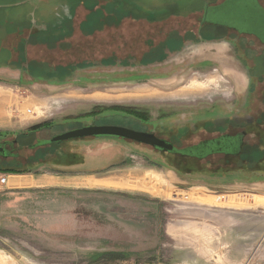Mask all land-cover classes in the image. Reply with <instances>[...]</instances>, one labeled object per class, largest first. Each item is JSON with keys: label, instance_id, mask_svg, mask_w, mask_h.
Returning <instances> with one entry per match:
<instances>
[{"label": "rangeland", "instance_id": "obj_1", "mask_svg": "<svg viewBox=\"0 0 264 264\" xmlns=\"http://www.w3.org/2000/svg\"><path fill=\"white\" fill-rule=\"evenodd\" d=\"M16 1L38 30L58 29L73 13L79 19L92 7L79 5L85 0ZM140 1L128 5L131 12L172 13L163 28L193 29L178 37L184 47L165 53L159 47L154 54L124 51L122 44L135 42V34L121 25L112 35L98 27L89 36H70L61 49L57 40L48 48L32 47L33 58L52 66L80 55L85 63L68 72L49 70L53 82L64 70L58 90L48 91L55 101L35 106L34 116L26 112L29 106L20 107L16 117L29 121L0 127V142L30 138L8 148L15 158H0V177L7 178L0 184V264H264V198L256 207L243 198L259 193L245 176L251 172L255 181L264 180V160L249 168L204 166L107 138L40 146L91 122L159 128L174 132L176 142L182 137L193 142L200 134L192 131L206 120L231 122L239 113L256 112L255 98L264 90V79L259 81L264 57L257 56L264 53V0H227L224 5L239 6L235 13L207 20L253 34L262 44L225 30L211 33L213 38L195 37L205 3L222 0ZM15 14L11 9L0 18L19 19ZM138 44L147 48L146 41ZM105 49L111 51H100ZM3 71L0 90L11 107V101L29 95L26 72L21 68L22 81L14 84L18 81H9V71ZM206 196L221 197L208 203Z\"/></svg>", "mask_w": 264, "mask_h": 264}, {"label": "flooded vegetation", "instance_id": "obj_2", "mask_svg": "<svg viewBox=\"0 0 264 264\" xmlns=\"http://www.w3.org/2000/svg\"><path fill=\"white\" fill-rule=\"evenodd\" d=\"M82 1V0H81ZM137 1L141 3L140 0H85L83 3H86L87 5L92 4V7L90 10H88L91 14L95 15V21L98 24H111L108 26L110 28L107 32V34L112 35L113 31H116L117 28H127L129 31H131V34H135V42L125 41V44H122L124 48V51L127 52H134L135 48H140V53L143 52H151V54H154L155 51L158 50L161 53H165L167 51L175 50L177 47H184V43L180 44V41H178V37L180 39L184 37L189 32H192L193 29L191 28H184L182 33L178 32L176 28H163V26H166L169 24V21L172 17L175 16V14L172 13H153V12H141V11H135L131 12V8H129L128 5L130 4H138ZM227 0H222L218 3H205V6L203 7V11L199 20V27L197 28V34H195V37L199 40V38L204 36L206 32L210 33H217L219 30H225V31H232L235 32L238 36H253L258 41L259 39L254 36L253 34H247V33H240L236 29L229 28L222 24L212 23L208 22V17H213V14H205L204 9L207 6V9L209 10L210 7H216L219 5H222L226 3ZM129 2V3H128ZM182 14H180L181 16ZM133 18L135 20L129 21V18ZM128 22H130V26L127 25ZM133 23V24H132ZM214 25H221L222 28H216L213 27ZM135 27H137L135 29ZM138 27H140L138 29ZM156 27V28H155ZM105 28V27H104ZM107 28V27H106ZM155 28V29H154ZM133 30H137L136 33L132 32ZM123 35V34H122ZM146 41L147 48L144 49L145 44H138V42ZM178 41V42H177ZM194 42L192 39L189 42ZM171 42H177L176 44H173L171 46ZM260 42V41H259ZM165 43V44H164ZM261 43V42H260ZM160 44H162L160 46ZM262 44V43H261ZM168 45V46H167ZM264 47V45L262 44ZM168 49V50H166ZM144 54V53H143ZM257 56L264 57V53L258 54ZM259 57V58H260ZM127 58V57H125ZM144 56L141 57L143 59ZM258 58V59H259ZM264 59V58H263ZM129 61V57H128ZM145 66V65H144ZM264 77V75H263ZM264 78H259V81H263ZM256 96V94H255ZM258 100L259 104H257V108L255 105L256 112H242L239 113V115L234 116L231 119V122H225L226 120H222L219 122L218 120L211 119L210 123L208 120L205 121V123L201 126L200 129L193 130L192 132H195L194 135L198 136V139L196 141H190L184 143V140L180 138L181 140L179 142H176L173 139L174 132H172V136L167 134L166 131H163L159 128H134L129 126L128 124H118V123H103L104 125H117L122 126L126 128H130L136 131L141 132H147L152 133L157 139L165 141L167 144H170L172 146L171 150H164L160 149L158 147L150 146L148 144L139 143L136 141H132L129 139L124 138H118V137H90L95 139H117L121 140L123 142H129L135 145L139 146H145L153 151L157 152L158 154H169L170 156H177L180 158H184L191 161H196L202 165L206 166H223V167H235L239 165H247V164H253L256 160L254 157V154L257 150V148H263V142H264V90L261 91L259 94V98H255ZM195 121H192L189 123V127L193 128L195 127ZM103 125V124H96V123H87V124H81L79 126H75L71 129L86 126V125ZM70 130V129H69ZM192 130V129H191ZM177 137V136H176ZM175 137V138H176ZM188 139V138H187ZM13 141V140H11ZM10 141H2L0 143H3V148L5 150V154L9 153L8 156H1L2 159H8V158H15L13 156V152H11L12 147L16 144H10ZM34 146V145H33ZM29 146V148H31ZM9 148V149H8ZM254 159V160H253ZM236 168V167H235Z\"/></svg>", "mask_w": 264, "mask_h": 264}, {"label": "crops", "instance_id": "obj_3", "mask_svg": "<svg viewBox=\"0 0 264 264\" xmlns=\"http://www.w3.org/2000/svg\"><path fill=\"white\" fill-rule=\"evenodd\" d=\"M13 1V3H11ZM11 2H6L8 4L2 3L0 0V13L1 12H8L11 9H14L16 11V17H17V10L21 9L18 6L21 5V1H16L12 0ZM3 5V6H2ZM81 5V4H79ZM91 5V4H90ZM90 10V9H88ZM65 15V14H64ZM76 14H72V19L67 20L66 19V24L63 26L61 24L60 28L56 29L55 32H53L52 29H45L41 28L40 31L41 37L36 36V32L32 26L30 29H24V30H19L15 29L14 26L17 22L16 18L7 21L6 19H1L0 18V70L9 71V76L8 80H16L18 82H14V84H20L22 75L20 72L21 68H25L26 76L24 77V85H27L29 88V95L25 97L23 101H18L14 102L11 101V107L8 106L10 99L4 97L2 95L3 92L0 90V127L7 128V127H16L17 124L23 125L26 121H29L24 118H19L16 117L19 114V108L23 106H29L27 109H31L33 114H30V116H34L37 114V112L34 110L35 106H44V104H48L49 100L53 101L56 95H49L48 91L51 89H54L55 91L58 90L59 85V80L62 78L64 74V70L68 72L67 70L69 69H74L80 67L81 63H85L81 61V55L79 58L76 60L73 59L72 61L63 62L62 64L58 65H49L47 63V60H40L38 61L37 58L32 57V52H33V46H40V45H46L48 48V45H50V42L53 41L54 39H51V37H56L57 43H59V48H63L65 43H67V38L70 36H77V35H92V32L96 31V28L98 27H105L106 34L110 28H108L109 25L111 24H98L95 21V15L93 13L91 14L89 11L86 12V14H83L79 19L75 17ZM77 20L78 22L75 23L74 21ZM135 20L133 18H129V21ZM65 21V19H64ZM83 21V23H82ZM13 23L11 27H7L8 23ZM130 22H128L127 25H131ZM133 24V23H132ZM107 27V28H106ZM38 30V29H37ZM110 35V34H109ZM16 41V42H15ZM64 41V42H62ZM66 41V42H65ZM57 45V44H56ZM11 47V48H10ZM106 53H109L111 49L108 50H100ZM30 56L28 58L27 56ZM82 50H77L73 49V54L75 53H81ZM136 52H139L137 50ZM103 60V61H102ZM109 59H100L102 63H106ZM87 63V62H86ZM58 68L64 69L62 72H60V76H56L57 78L54 80H49L52 79L51 77L48 76L49 70H56ZM40 69V73L35 70ZM42 70V71H41ZM80 70V69H79ZM77 73V72H76ZM74 74L77 75V74ZM68 77V76H67ZM10 81V80H9ZM6 82H3V84ZM11 83V82H9ZM0 84L1 78H0ZM53 92V91H52ZM55 101V100H54ZM26 109V112H27ZM29 115V114H28ZM29 116V117H30ZM15 118H19V120H16ZM25 125V124H24ZM255 174H247L245 177L249 181L248 184L254 183L256 184L259 189L258 194H250L249 196H243L244 200L248 201V204L250 207H256L257 204L260 201H263L264 198V180H257L256 177H254ZM255 178V179H254ZM245 180V179H244ZM50 184H53L54 182L49 180ZM92 181V180H91ZM94 182L97 184H94L95 186H99L98 179H93ZM241 180L237 181L240 182ZM241 183V182H240ZM231 197V200L233 199V195H228ZM210 198H206L208 203H212L211 201L216 200V198L221 197V196H215V199L212 196H206ZM228 199V198H227ZM241 198H238L240 200ZM237 200V199H236ZM235 200V201H236ZM230 223V222H229ZM240 225V224H238ZM248 228H251L253 226H250L249 224H244Z\"/></svg>", "mask_w": 264, "mask_h": 264}, {"label": "water", "instance_id": "obj_4", "mask_svg": "<svg viewBox=\"0 0 264 264\" xmlns=\"http://www.w3.org/2000/svg\"><path fill=\"white\" fill-rule=\"evenodd\" d=\"M225 4V3H224ZM219 5L216 7H210V9H207V6L204 9V13L207 14H213L215 16H224V14L228 13H235V9L239 8V6H228V5ZM243 21V20H242ZM245 21H247L245 19ZM248 22V21H247ZM264 23V21H263ZM264 27V24H263ZM87 137H118V138H124L129 139L132 141H136L139 143L148 144L150 146L158 147L160 149L168 150L170 151L172 146L170 144H167L163 140L157 139L152 133L147 132H141L136 131L130 128L117 126V125H86L74 129L67 130L65 132H62L60 134L52 136L48 141L45 143H41L40 146H43L48 143H57V142H63L66 140L71 139H81V138H87ZM18 141L13 140L10 141V144H16ZM3 143H0V155L1 156H8L9 153L5 154V150L3 148ZM39 146V143L34 144L32 147ZM31 147V148H32Z\"/></svg>", "mask_w": 264, "mask_h": 264}, {"label": "trees", "instance_id": "obj_5", "mask_svg": "<svg viewBox=\"0 0 264 264\" xmlns=\"http://www.w3.org/2000/svg\"><path fill=\"white\" fill-rule=\"evenodd\" d=\"M2 1V0H1ZM19 8H21V5H19L18 6ZM14 10V9H13ZM8 12H10V10L8 11ZM19 13V19L18 18H16V20H17V22H16V24H15V26H14V28L16 29H19V30H24V29H30V27H31V25H30V18H29V16H27L28 14H27V12L26 11H24V12H22V9H18L17 10V14ZM23 13H25V14H23ZM18 22L19 23H23V24H21V26H18ZM49 26V25H48ZM8 28H9V26H7ZM213 27H216V28H222L223 26H221V25H214ZM57 28V27H56ZM56 28H54V27H50V29H52L53 30V32H55V30H56ZM48 29V28H47ZM34 31L36 32V36H39V37H41V31L40 30H37V29H34ZM207 34H210L209 36H205L206 38H213V36H211L212 34L210 33V32H206V35ZM51 39H54V40H56V37L54 36V37H51ZM40 126V125H39ZM38 126V127H39ZM35 128H37V126H34V127H31L30 128V130H33V129H35ZM30 138H27V137H22V138H19L17 141L18 142H20V144H21V146H23V145H25L26 143H28V140H29ZM60 142H57V143H48V145L49 146H51V145H57V144H59ZM46 145V144H45ZM44 146V145H43ZM42 147V146H41ZM252 158H255V162H256V164H259L262 160H264V147L263 148H257V150H256V152H255V154H254V157H252ZM254 160V159H253ZM241 165H239V167H240ZM241 167H247V168H249V167H254V165L251 163V164H247V165H242ZM253 169H257V168H253Z\"/></svg>", "mask_w": 264, "mask_h": 264}, {"label": "built area", "instance_id": "obj_6", "mask_svg": "<svg viewBox=\"0 0 264 264\" xmlns=\"http://www.w3.org/2000/svg\"><path fill=\"white\" fill-rule=\"evenodd\" d=\"M27 113L28 114H33L31 109H27ZM7 182V178L6 177H0V184L3 185ZM122 264H139V263H136V262H124Z\"/></svg>", "mask_w": 264, "mask_h": 264}, {"label": "bare ground", "instance_id": "obj_7", "mask_svg": "<svg viewBox=\"0 0 264 264\" xmlns=\"http://www.w3.org/2000/svg\"><path fill=\"white\" fill-rule=\"evenodd\" d=\"M218 199H220V198H218Z\"/></svg>", "mask_w": 264, "mask_h": 264}]
</instances>
